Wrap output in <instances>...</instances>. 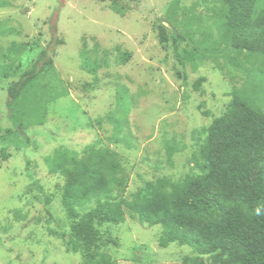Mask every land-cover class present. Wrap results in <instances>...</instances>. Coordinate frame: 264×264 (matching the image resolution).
Here are the masks:
<instances>
[{"label": "rangeland", "instance_id": "rangeland-1", "mask_svg": "<svg viewBox=\"0 0 264 264\" xmlns=\"http://www.w3.org/2000/svg\"><path fill=\"white\" fill-rule=\"evenodd\" d=\"M113 1L0 0V52L13 42L37 45L6 61L12 69L0 75L2 132L13 127L8 87L35 64L40 49H56L54 66L67 90L49 105L46 122L27 131L30 145H0L10 154L0 151V264H81V255L69 250L64 180L46 163L54 150L114 149L129 175L124 196L132 199L146 181L193 172L191 155L204 138L194 131L225 111L233 90L251 89L246 73L224 55L223 69L211 60L197 68L177 62L179 30L180 48L218 36L220 0H180L175 20L173 0H116L117 9ZM162 25L167 43L159 38ZM200 77L207 80L195 90ZM98 228L119 242L105 247L113 264H212L188 245L161 246L163 225L141 224L127 209L124 222Z\"/></svg>", "mask_w": 264, "mask_h": 264}, {"label": "trees", "instance_id": "trees-1", "mask_svg": "<svg viewBox=\"0 0 264 264\" xmlns=\"http://www.w3.org/2000/svg\"><path fill=\"white\" fill-rule=\"evenodd\" d=\"M179 3L173 0L169 8L174 20ZM113 4L117 9L116 0ZM220 5L216 38L211 33L198 45L180 48L185 37L180 30L173 35L177 62L197 68L211 60L223 69L218 58L224 55L232 67L246 73L251 89L233 90L225 111L208 127L194 131L204 138L191 155L193 172L178 180L164 176L146 181L127 199L129 175L114 149L98 144L81 153L57 148L46 157L50 172L64 180L60 198L70 220L69 250L81 255V264H113L105 247L119 242L105 238L98 226L124 222L126 209L141 224L163 225V247L188 245L198 255L209 256L212 264H264V214L256 215L257 206H264V0H220ZM159 29L161 42L167 43V28ZM36 47L9 45L0 52V75L12 69L6 61ZM55 50L40 49L35 64L9 85L13 127L4 132L0 127V145H30L27 131L44 124L49 105L67 94L54 66ZM206 80L200 77L195 90ZM168 150L171 158L176 148L170 145ZM0 151L3 157L10 155L5 148Z\"/></svg>", "mask_w": 264, "mask_h": 264}, {"label": "clouds", "instance_id": "clouds-1", "mask_svg": "<svg viewBox=\"0 0 264 264\" xmlns=\"http://www.w3.org/2000/svg\"><path fill=\"white\" fill-rule=\"evenodd\" d=\"M262 214H264V206L258 205L256 208V215L259 216Z\"/></svg>", "mask_w": 264, "mask_h": 264}]
</instances>
